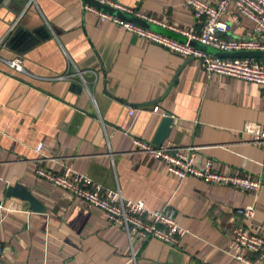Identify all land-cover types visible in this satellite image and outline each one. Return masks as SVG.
Masks as SVG:
<instances>
[{
	"label": "crops",
	"instance_id": "1",
	"mask_svg": "<svg viewBox=\"0 0 264 264\" xmlns=\"http://www.w3.org/2000/svg\"><path fill=\"white\" fill-rule=\"evenodd\" d=\"M111 1L201 29L186 0ZM23 2L28 9L21 19L0 4V243L7 263L242 264L234 257L232 231L249 222L235 210L253 205L252 225L263 223L264 186L243 191L193 176L180 179L163 161L138 153L133 139L152 141L168 112L174 124L163 142L196 146L201 166L211 159L220 172L258 177L264 150L243 127L264 120L260 86L217 74L208 78L194 59L111 21L101 23L84 0ZM228 24V36L236 38L255 28L241 15ZM17 57L25 71L4 61ZM40 142L47 169L70 166L149 208L173 206L189 234L176 246L155 238L131 242L98 208L37 177ZM16 183L31 189L45 210L7 197Z\"/></svg>",
	"mask_w": 264,
	"mask_h": 264
},
{
	"label": "built area",
	"instance_id": "2",
	"mask_svg": "<svg viewBox=\"0 0 264 264\" xmlns=\"http://www.w3.org/2000/svg\"><path fill=\"white\" fill-rule=\"evenodd\" d=\"M97 1L131 13L149 23L178 32L186 37L187 41H181L160 31L124 19L86 2L85 8L96 13L101 23L111 21L118 27L145 38L150 43L169 49L183 59L193 57L208 78L217 74L256 83L261 88L264 102V63L261 60L255 57H220L190 43V41H197L224 51H264V0H217L215 3L209 0H186V5L192 9L196 21L201 25L200 30L163 21L111 0ZM240 15L254 22V30L244 37L228 36L230 27L228 20L237 21ZM4 61L18 71H25L22 57ZM72 70L85 82L84 71L79 70L74 63ZM66 76H72V74L60 78ZM133 112V110L130 111L131 114ZM243 133L249 136L250 142L259 145L264 150V120L262 122L247 121L243 127ZM133 142L138 153L163 161L167 171L180 179L193 176L210 184L231 186L243 191H256L264 186V164L263 173L258 177L228 174L215 170L211 159L201 166L196 157V146L181 145L172 140L156 145L152 141L141 138H134ZM35 150L38 154L35 170L38 178L61 188L78 200L98 208L111 224L125 230L131 242L134 237L140 240L155 238L176 246L180 238L189 234L188 229L178 224L176 209L173 206L149 208L144 200L126 197L120 187H106L70 166L64 167L61 172L49 170L44 165L43 142L38 143ZM235 214L248 221L249 225L242 223L233 228L232 236L236 250L234 257L242 264H264V222L252 225L251 222L256 214L253 205L237 208ZM0 264H8L1 243Z\"/></svg>",
	"mask_w": 264,
	"mask_h": 264
},
{
	"label": "water",
	"instance_id": "3",
	"mask_svg": "<svg viewBox=\"0 0 264 264\" xmlns=\"http://www.w3.org/2000/svg\"><path fill=\"white\" fill-rule=\"evenodd\" d=\"M86 2H89L93 4L94 6L98 7L99 9H102L104 11L110 12L112 14H115L119 17H122L124 19L136 22L140 25H143L145 27L152 28L156 31H160L164 34H167L171 37L177 38L181 41H187V38L175 33L169 32L167 29L162 28L161 26L149 23L139 17H136L133 14H130L128 12L122 11L120 9H117L115 7H112L108 4H102L97 0H84ZM0 4L6 6L8 9L12 10L17 16L16 18L20 17V19L23 17L25 12L27 11L28 7L23 2V0H0ZM26 9V10H25ZM20 21V20H19ZM18 21V22H19ZM19 24V23H16ZM19 29L16 31V33L21 30L22 28L19 26ZM38 33V31H36ZM29 34V33H28ZM31 37V36H30ZM32 42L36 43V39H32ZM190 43L198 48H201L213 55L225 57V58H239V57H255V58H264V51L259 50H240V51H224L220 49L213 48L211 46L203 45L197 41H190ZM189 59H194L193 57H190ZM174 124V118L171 116L170 113H165L163 116L160 126L158 127L152 142L156 145H160L163 143V141L169 137L172 126ZM7 197H18L22 200H26L30 203V206L32 209L37 211H44L45 205L39 200V198L32 192L31 189L21 185L20 183H16L14 185H11L7 189L6 193Z\"/></svg>",
	"mask_w": 264,
	"mask_h": 264
},
{
	"label": "trees",
	"instance_id": "4",
	"mask_svg": "<svg viewBox=\"0 0 264 264\" xmlns=\"http://www.w3.org/2000/svg\"><path fill=\"white\" fill-rule=\"evenodd\" d=\"M258 60H260L261 58H257Z\"/></svg>",
	"mask_w": 264,
	"mask_h": 264
},
{
	"label": "rangeland",
	"instance_id": "5",
	"mask_svg": "<svg viewBox=\"0 0 264 264\" xmlns=\"http://www.w3.org/2000/svg\"><path fill=\"white\" fill-rule=\"evenodd\" d=\"M263 60H264V58H263Z\"/></svg>",
	"mask_w": 264,
	"mask_h": 264
}]
</instances>
